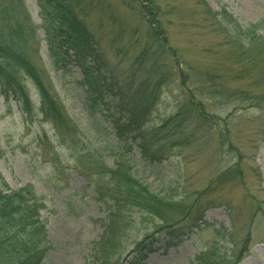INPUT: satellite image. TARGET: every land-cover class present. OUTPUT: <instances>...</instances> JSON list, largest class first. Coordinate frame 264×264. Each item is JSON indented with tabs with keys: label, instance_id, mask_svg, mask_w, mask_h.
Listing matches in <instances>:
<instances>
[{
	"label": "trees",
	"instance_id": "16d2710c",
	"mask_svg": "<svg viewBox=\"0 0 264 264\" xmlns=\"http://www.w3.org/2000/svg\"><path fill=\"white\" fill-rule=\"evenodd\" d=\"M194 2L189 9L180 10L188 18L199 19L183 21L181 27L198 30L202 42L207 37L215 45L202 46L200 40L197 45L190 35L182 48L183 43L177 42L168 29L172 25L168 16L180 13L178 10L171 7L163 11L158 0H128L142 28L132 24L118 28L119 37L113 42L119 44L111 50L125 65L113 69L73 0H36L38 25L32 21L26 0H0V95L4 101L33 113L30 84L36 94V115L42 122L57 130L64 127L75 131L39 57L41 32L53 74L62 78L73 73V68L79 70L85 90L77 103L101 151L108 147L111 167L99 157L91 164L102 174L94 191L107 209L108 221L99 250L95 249L96 262L103 254L105 264L117 262L123 234L135 226L133 214H138L141 222L161 223L132 244L129 255L134 264L154 252L158 234L165 235V244L170 247L197 236L204 213L214 207L227 209L232 230L214 228L212 245L204 247L193 264H239L250 250L256 228L263 227L259 243L264 244V200L256 201L248 193L255 211L245 223L230 203L215 198L226 184L246 187L242 157H234L228 136L234 114L264 110V16L242 25L223 7L213 11L205 0ZM202 60L210 65H202ZM172 85L180 90L176 112L151 127L155 109ZM208 102L227 103L230 109L223 119H217L209 112ZM200 130L203 140L218 138L223 159L230 155L234 160H229L225 169L218 166L219 174L203 192L194 197L186 192L155 193L145 180L131 176L133 150H138L140 167L160 166L173 152L191 145ZM119 172L123 179L116 178ZM43 210L30 186L13 190L0 173V264L42 263L47 244Z\"/></svg>",
	"mask_w": 264,
	"mask_h": 264
},
{
	"label": "rangeland",
	"instance_id": "374dc122",
	"mask_svg": "<svg viewBox=\"0 0 264 264\" xmlns=\"http://www.w3.org/2000/svg\"><path fill=\"white\" fill-rule=\"evenodd\" d=\"M127 1L73 0L80 18L98 42L109 67L113 69L118 64L120 65L117 68L125 65V61L116 57L111 50L113 45L119 44L113 42V39L119 37L118 28L125 25L129 27L131 24L142 28L140 19L135 17ZM194 1L158 0L163 11L173 7L180 12L168 16L172 21L168 29L177 42L183 43L182 48L190 35L194 37L197 45L201 39L198 30H184L181 27L183 21L199 19L200 16L188 18L180 10L189 9L195 4ZM205 2L213 11L225 8L242 25L253 24L264 16V0ZM26 5L33 23L38 25L40 20L36 0H26ZM38 37L39 57L75 131L66 130L64 127L57 130L42 122L41 117L36 115V94L30 84L27 85L34 104L33 113L27 114L13 102L8 104L0 95V173L13 190L30 186L44 205L41 218L45 220L47 244L41 264H105L103 252L97 262L94 258L95 249L99 250L108 221L107 209L97 199L94 191V185L102 174L96 167H91V164L99 157L104 159L107 167H111L108 147L104 146L103 152L101 151L99 140L91 132V127L77 103L78 95L85 90L80 84L82 77L79 70L73 68L70 75L56 77L46 56L41 32ZM200 43L202 46L215 45L207 37L203 42L200 40ZM200 63L210 65L206 60ZM179 94L180 90L174 85L166 89L163 99L155 109L151 127L161 124L176 112ZM208 104L209 112L217 119H223L225 111L230 109L227 103ZM233 120L228 139L233 143L234 157H242L240 167L246 179V187L226 184L215 198L222 200V203H230L234 212L239 215V220L243 219L246 223L248 216L255 211L252 204L255 202L250 200L248 193L256 197V201L264 200V110H250L244 116L234 114ZM200 137H204L201 130L196 132V140L191 145L173 152L171 158L162 165L147 169L139 166L138 150H133L135 165L132 166L131 176L145 180L155 193L179 195L186 192L194 197L203 192L209 182L219 174L220 170H216L218 166L225 169L233 157L229 155L224 156L225 160L222 158L223 153L217 137L204 140ZM111 140L116 144L113 138ZM121 174L122 172L116 173V178H120ZM132 217L135 226L125 230L119 258L117 262L111 260L109 264H134L133 256L129 255L132 244L161 226L157 220L141 222L138 214H133ZM202 223L197 236L184 238L172 247L166 246L163 233L158 234V240L153 246L154 252L148 254L139 264H193L204 247L212 245L214 228L232 230L231 219L225 207L209 208L204 213ZM262 228L254 229L250 250L239 264H264V244L259 243ZM244 232L245 230L239 233L240 238ZM99 256L100 254L98 258Z\"/></svg>",
	"mask_w": 264,
	"mask_h": 264
}]
</instances>
